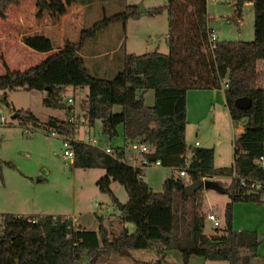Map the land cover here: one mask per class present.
<instances>
[{
	"label": "trees",
	"instance_id": "obj_1",
	"mask_svg": "<svg viewBox=\"0 0 264 264\" xmlns=\"http://www.w3.org/2000/svg\"><path fill=\"white\" fill-rule=\"evenodd\" d=\"M21 1L0 0V17ZM241 1L252 3L251 41L218 40L210 51L206 0H166L164 5L144 11L128 5L119 13L103 17L82 28L72 46L53 51L22 71L10 70L4 64L0 92L8 107L6 91L23 89L44 91L46 107L67 111L69 106L63 101L66 87L85 88L82 106L90 126L99 121L102 133L111 139L118 135L117 127L121 125L125 143H145L150 151L142 154L143 158L159 160L163 167L182 168L187 151L189 163L185 168L187 182L171 174L162 182L161 191L156 192L141 179L142 167L124 161L123 148H112L116 154L113 157L97 146L74 140V130L66 121L49 117L41 122L30 110L16 109L15 117L22 125L47 131L55 128L65 136L73 152L74 168L103 169L96 186L118 206L110 183L116 181L123 186L128 198L122 204L120 221L131 223L134 231L129 233L123 226L117 235L110 236L100 216L97 230H86L74 228L70 219L60 216L43 215L30 222L27 217L4 214L0 264H75L83 252L90 258L86 264H97L102 257H127L130 249L155 245L159 254L164 250L179 251L184 264H188L191 256L228 264H251L259 239L255 231L233 230L231 211L234 202L264 201V168L259 162L260 157L264 158V0ZM35 4L38 14L48 9L45 0H35ZM162 11L167 15L166 54L156 50L128 53L121 70L110 79L88 72L80 55L87 39L111 23L120 22L124 27L127 20L138 19L143 12L154 15ZM150 68L156 73L150 74ZM223 81L225 107L233 123H242V131L233 138L232 165L217 168L213 165L212 148L186 145V94L193 89H222ZM147 90L154 93L151 106L144 103ZM243 96L251 100L246 110L234 105L235 99ZM207 177L217 178L214 181L217 190L229 199L219 235L203 231L204 217L199 212L203 186L188 196L184 192L186 185L202 183ZM224 177L229 180L222 182L220 179ZM189 198L193 211L184 228L182 207Z\"/></svg>",
	"mask_w": 264,
	"mask_h": 264
},
{
	"label": "rangeland",
	"instance_id": "obj_2",
	"mask_svg": "<svg viewBox=\"0 0 264 264\" xmlns=\"http://www.w3.org/2000/svg\"><path fill=\"white\" fill-rule=\"evenodd\" d=\"M241 0H206V12L209 17L210 27L214 30L219 41H251L253 39L254 12L251 2ZM48 9L38 14L35 0H22L17 6H10L3 18L0 17V75L5 72V65L10 70H24L37 64L41 59L53 51L56 46L45 44L41 39L51 35H59L60 42L68 45L76 41L82 28L90 27L97 20L119 13L128 5L141 4L145 9L159 7L166 0H45ZM140 25L146 30L147 35L156 34L160 43V51L166 52L164 41L166 33V12L150 15L142 13ZM129 23L136 25L135 19ZM121 23L119 22V25ZM131 25V24H129ZM130 28L132 26H129ZM142 27V26H141ZM103 31V30H102ZM103 33V32H102ZM36 35V36H35ZM138 42L133 37L127 39L128 50L144 53L154 50V43L147 41V36ZM54 40H51V42ZM147 41V42H146ZM31 46L38 43L36 51L29 52L21 43ZM55 43V42H54ZM126 43L118 47L112 56L92 59L87 57L85 65L88 72L99 78H112L123 66L122 57ZM83 51L87 54L94 48L112 47L113 37L98 32L94 37L84 43ZM58 48V47H57ZM90 48V49H89ZM89 49V50H87ZM5 64V65H4ZM104 71H100V66ZM95 67H100L95 71ZM101 72V73H100ZM225 81L222 83V89ZM222 89L213 90H188L187 96V125L185 142L187 147H193L195 141L201 147L213 149V165L217 168L230 167L233 163V138L238 134L237 128L241 122L233 123L224 106ZM86 90V89H85ZM0 92V234L2 230V215L13 214L21 217L33 218L39 216H60L71 219L74 228L97 230V217L103 219V224L108 229L110 236L118 234L120 229L126 227L128 232L134 231L131 223L120 221V210L112 198L101 193L96 180L104 174L103 169L74 168L65 163L61 154L65 148L64 135L51 136L47 130L24 126L19 119L11 115L16 109L30 110L41 122H46L50 116L61 117L60 120L68 122L73 128L74 140L89 143L94 136L100 147L110 144L114 148H123L127 163L133 161L128 156L133 153L130 144L122 139V128L119 125L120 135L108 138L101 131L99 121L90 129L82 106L81 90L67 88L63 101L67 98L72 102L67 111L51 109L43 104L44 91L23 89L7 90L6 101ZM153 91L145 97L149 104ZM84 118L83 120H81ZM89 132V134H88ZM110 139V140H109ZM196 147V146H194ZM149 148V147H148ZM187 154L189 152L187 151ZM125 161V162H126ZM174 172L169 167L147 166L142 168L141 179L153 190L161 191L162 182ZM182 179L187 182L185 176ZM212 181L215 177H207ZM227 182L228 177L220 179ZM110 189L123 204L127 200V193L123 186L116 181L110 183ZM200 214L204 217L213 213L220 226L216 232L208 221L204 222V233L207 235L221 234L224 226V207L229 201L228 197L215 188H202L200 195ZM190 198L185 201L182 210H185L181 227L186 228L193 206ZM180 213V211H179ZM178 213V215H180ZM232 229L241 231H255L259 239V246L255 256L250 258L251 264H264V201L234 202L232 205ZM74 219V220H72ZM155 245L148 249H130L129 256L120 257L110 255L102 257L97 264H184L182 256L177 250H164L157 253ZM89 256L83 252L75 264H86ZM188 264H228L227 261H211L198 256H191Z\"/></svg>",
	"mask_w": 264,
	"mask_h": 264
},
{
	"label": "crops",
	"instance_id": "obj_3",
	"mask_svg": "<svg viewBox=\"0 0 264 264\" xmlns=\"http://www.w3.org/2000/svg\"><path fill=\"white\" fill-rule=\"evenodd\" d=\"M246 3H250V2H246ZM252 4V3H251ZM159 14H161V13H159ZM142 15L143 14H141V16L138 18V19H135V24L136 25H133L132 23H129V20H127V22L125 23V26L123 27L122 26V24H120L119 25V23L118 22H116V23H111L106 29H104L103 31H101V34H107V35H109V36H112L113 37V42H115V44L112 46V47H114L113 49L112 48H105V47H98V48H94V49H90V51L91 52H89L88 54L86 53V52H84L83 51V49H84V45H83V47H82V49H81V51H80V55L83 57V59H84V62H85V60H86V58L87 57H91L92 59H94V58H98V57H106V56H112V53L118 48V47H121V46H123L126 42H127V39L129 38V37H133L134 39H136V41L138 42L140 39H143L142 37H146L147 36V41L148 42H151V43H154L155 44V46H153V45H147L146 44V47L147 46H152V48L153 47H155L154 48V50H151V51H147V52H144V53H148V52H152V51H157V52H159V53H161V54H166L167 53V51H168V46H167V30H168V28H167V18H166V23H165V25H166V33L164 34V41H165V44H166V47H167V51L166 52H163V51H160V49H159V47H160V43L158 42V38L157 37H155L156 36V34H154L155 36H153V34H149V35H147V32H146V30L145 29H143V25H140V20H141V18H142ZM129 24H131V25H129ZM208 25H209V27H210V23H208ZM129 26H132L131 28L129 27ZM142 26V27H141ZM103 32V33H102ZM36 36V35H35ZM42 41H44V43L45 44H51V43H53L55 46H56V48H54L53 49V51H56V50H59V49H62V48H65V47H70V46H72L75 42H76V37H75V39L73 40V42H71V44H68V45H63V43H61L60 42V38H59V35H54V37H52V35L48 38L47 37V39H41ZM51 40H54V41H52L51 42ZM146 41V42H147ZM55 42V43H54ZM22 45H23V47H25V48H27V49H29V52H38V51H36V48H37V46H38V43L37 42H35V43H31V46H29V45H27V44H25V42H23V43H21ZM126 45H127V43H126ZM86 46V45H85ZM58 47V48H57ZM128 45L126 46V48H125V51H124V54H123V56L122 57H124L126 54H128V53H134V54H143V53H137V51L135 52V50H128ZM89 49H87V50H89ZM52 50L51 51H47V53H51V52H53ZM45 58V57H44ZM42 60V59H41ZM40 60V61H41ZM86 63V62H85ZM103 66L104 65H102V66H100V67H95V71H99V68H100V71H104L105 69L103 68ZM101 73V72H100ZM149 73L150 74H155L156 73V70L155 69H153V68H150L149 69ZM67 88H71L70 86H68V87H66V90H67ZM81 90V94H82V101L85 99V97H86V93H87V90H85V88H77V90ZM223 90V89H222ZM153 91V90H152ZM149 92H150V90H147L146 92H145V94H144V96H143V98H144V103L146 104V105H149V106H151V105H153V103H154V95H153V97H152V100H151V102L149 103V104H147L146 102H145V97H146V95L147 94H149ZM154 94V93H153ZM223 94H224V92H223ZM187 96H188V93L186 94V108H187V104H188V102H187ZM68 99V98H67ZM81 101V102H82ZM71 104H67L66 106H70ZM224 106H225V104H224ZM226 108V107H225ZM51 109H53V108H51ZM59 110V109H58ZM114 110H119V108L118 107H114ZM226 110H227V108H226ZM63 111L65 112L66 110H64L63 109ZM228 112V111H227ZM187 113V112H186ZM50 117H54V118H56L57 120H60V118L61 117H55V116H50ZM186 117H187V115H186ZM187 119V118H186ZM40 120V119H39ZM95 124L96 123H94V125L90 128V129H93L94 127H95ZM121 126V125H120ZM121 128H122V126H121ZM118 131V135H120V133H119V130H117ZM122 132V139H123V142L125 143V140H124V136H123V129L121 130ZM242 131V126L241 127H238L237 128V132L239 133V132H241ZM88 134H89V132H88ZM117 135V136H118ZM95 137V136H94ZM96 138V137H95ZM97 139V138H96ZM110 140V139H109ZM193 146H194V144H193ZM198 147H201L200 146V142L198 143V145H197ZM100 147V146H99ZM105 147H110V148H114V147H112L109 143L108 144H105V146H103V147H100V148H105ZM123 157H124V161H126V156H125V152H124V150H123ZM128 158L129 159H131L133 162L132 163H128V164H130V165H132V166H139L140 165V162H141V160H142V158H143V155L142 154H140V153H137V152H135V151H133V153H131L129 156H128ZM127 162V161H126ZM115 197V196H114ZM117 199V198H116ZM118 200V202L119 203H121L120 201H119V199H117ZM123 226H124V224H123Z\"/></svg>",
	"mask_w": 264,
	"mask_h": 264
},
{
	"label": "built area",
	"instance_id": "obj_4",
	"mask_svg": "<svg viewBox=\"0 0 264 264\" xmlns=\"http://www.w3.org/2000/svg\"><path fill=\"white\" fill-rule=\"evenodd\" d=\"M212 1H220V0H212ZM207 41H208V47L209 50L212 51L216 45V42L218 41V38L214 32V30L210 27L209 31L207 32ZM72 99L68 98L67 99V104H71ZM84 118H82L81 120H83ZM68 122H72V118L68 119ZM29 129H32V127H28ZM49 134L51 136H56L58 135L60 132L55 129V128H51L50 130H48ZM90 144L94 145V146H98L97 144V140L95 137L91 138L89 141ZM63 144L65 146L63 153L61 154V158L63 159V161L65 163H69L72 165L73 163V152L71 150V148L68 145V141L64 138L63 139ZM264 144V141H263ZM198 142L195 141L194 142V146H197ZM100 148V147H99ZM130 148L131 150L140 153V154H144V153H149V148L145 143L139 142V141H133L130 143ZM105 153L116 157V154L114 153L113 149L110 147H105V148H101ZM259 162L261 164V166L264 168V158L260 157ZM189 163V154H186V157H184V166L182 168H177V167H169L170 169L173 170L174 172V176L175 177H183L185 176L187 178V174L185 171V168L187 167ZM140 167L144 168L147 166H161L160 161L159 160H155V161H148L145 158H142L141 162H140ZM254 185V184H252ZM74 220V219H72ZM30 222H34V219H29ZM71 221V219H70ZM205 221H208L211 224V228L215 229L218 228L220 226L218 219L216 218V216L213 213H207L205 216ZM71 225H73L72 221H71Z\"/></svg>",
	"mask_w": 264,
	"mask_h": 264
},
{
	"label": "water",
	"instance_id": "obj_5",
	"mask_svg": "<svg viewBox=\"0 0 264 264\" xmlns=\"http://www.w3.org/2000/svg\"><path fill=\"white\" fill-rule=\"evenodd\" d=\"M137 8H138L139 11H144V10H145V8H144L141 4H139V5L137 6ZM3 100H4V99H3ZM234 105H235V107H237L238 109L246 110V109H248V108L250 107V105H251V100H250L249 97H245V96H243V97H238V98L235 99V101H234ZM15 116H16L15 113L11 115L12 118H14ZM200 185H202L203 188H205V189H206V188H215V187H217V184H216L214 181H212V180H210V179H204V180L202 181V183L194 182V183H191V184L186 185L185 188H184V192H185V194H186L187 196L190 195V194H191L192 192H194V191H195ZM122 206H123L122 204L119 205V210L122 209Z\"/></svg>",
	"mask_w": 264,
	"mask_h": 264
}]
</instances>
